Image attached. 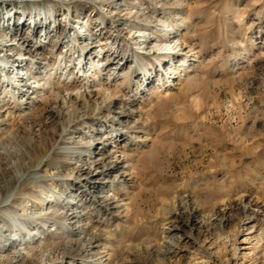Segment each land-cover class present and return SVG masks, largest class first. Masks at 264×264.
<instances>
[{"label": "rangeland", "instance_id": "374dc122", "mask_svg": "<svg viewBox=\"0 0 264 264\" xmlns=\"http://www.w3.org/2000/svg\"><path fill=\"white\" fill-rule=\"evenodd\" d=\"M22 1L0 0V264H264V0H76L65 26L69 4L42 26ZM96 138L127 168L120 214L69 196ZM194 208L173 256L165 230Z\"/></svg>", "mask_w": 264, "mask_h": 264}, {"label": "bare ground", "instance_id": "6f19581e", "mask_svg": "<svg viewBox=\"0 0 264 264\" xmlns=\"http://www.w3.org/2000/svg\"><path fill=\"white\" fill-rule=\"evenodd\" d=\"M51 1H52L51 4L43 6L45 9L49 6H51V7L53 6V9H50L49 12L54 11L58 7H67L70 2H75L76 0H51ZM40 2H41V0H26L23 2L25 4H23L22 7L23 8L28 7V8L33 9V8H36L37 6H39ZM57 2H60L63 4L67 3V6H61V4H58ZM111 2L113 3V5H116V3H117L116 0H112ZM69 5L70 6L67 8H69V9L72 8L73 4L71 3ZM54 6H55V8H54ZM74 10L76 11V8ZM105 14H107V13H105ZM66 16H68V15H65V17ZM46 17L47 16H45V18ZM67 21H68V19H67ZM64 22H66L65 18H64ZM105 23H106L105 18L101 17L100 22L97 25L99 28L98 30H102ZM69 24H70V22H69ZM44 26H45V24H44ZM147 40H148L147 39V32H143V31L141 32L140 31L138 33V39H137L136 43L139 45H142L144 43L146 44ZM8 41H9V39L7 38V36L0 33V49L2 48V50H7V51L12 50L11 44L15 43V41H13L11 43H9ZM23 43H24L23 40H20V43H18V45L22 46ZM106 43H109V42L103 41V42H100L99 45L103 46V44H106ZM8 44H10V45H8ZM122 59H123V61L121 62V65L122 64L124 65V63L127 62V57L123 56ZM10 63L11 62L9 59L1 57V54H0V70L1 71L8 70L9 67L12 66ZM120 67H122V66H120ZM114 68H117V67H114ZM14 71H16V74H18V79L23 77V80L24 79L27 80V77H25V75H23L21 68L14 70ZM154 71H155V69H154ZM154 71H153V73H154ZM113 72H115V71L113 70ZM144 73H145L144 79L142 80L143 82L141 84L142 87H145V86L149 85L151 82L155 81L154 74L153 75L149 74V72L148 73L144 72ZM12 78L13 77H11V79H8V80L10 83L14 84ZM107 116H109V115H107ZM111 121H112L113 125L122 124L123 121H122L121 114L120 115L118 114L116 116L112 115ZM122 132L118 131L116 129H112L110 136L113 139L120 140L119 138L122 137L123 133L124 134L126 133V131H124L123 133ZM98 144H100V146L96 147ZM110 145H111V142L107 141V139L96 138L88 144L87 153H85V151H82V152L80 151L78 153L79 159L84 163V165L78 166L76 168V171L73 175V178L76 182L81 181L82 184L79 187L74 185L73 187H70L68 189L71 191V193L70 194L68 193V194H69L70 198L73 199L75 197V194L77 192H80V190L82 189L81 186H83L84 189H82V190H87L88 192H90L91 204L95 205V207L98 208V210L100 212H103L106 215L120 214V212H121L120 210L123 208L124 204L120 203L119 199L116 198V193L122 188H123V190H126L128 188L127 179H126V177H124L126 174L127 168H125L123 160L121 159V157L117 156V154L114 157L107 156L108 155L107 150L110 147ZM91 153H92V156H91ZM85 164H88L89 166L86 167ZM36 175L39 178H41L43 181H46L48 179L47 174H40L37 172ZM35 178H37V177H35ZM53 178L55 179V177H53ZM55 197H56V195H55ZM60 197H61V195H60ZM72 202L73 201L69 200L68 203L66 204V205H68L67 207H71ZM196 212H197V209L194 208L188 214H185L183 212L179 213V215L175 218V220L172 221L168 225L167 229L165 230L166 236L168 238V240L166 241V245H167L166 247H167L168 251L173 256H178L181 254L182 250L184 249L183 244L191 243L193 241L195 242V240H193V239H195L193 237L195 235L193 232L194 229L192 226V223H193L192 221L194 220ZM47 214L48 213H46L44 216L42 215V217H41L42 220L45 221L48 219V218H46ZM71 219L76 220L75 217H72ZM190 225L192 227H190ZM186 226H188V230L185 229ZM0 233L2 235H5L4 232L1 230H0Z\"/></svg>", "mask_w": 264, "mask_h": 264}, {"label": "built area", "instance_id": "2783aa9c", "mask_svg": "<svg viewBox=\"0 0 264 264\" xmlns=\"http://www.w3.org/2000/svg\"><path fill=\"white\" fill-rule=\"evenodd\" d=\"M25 0H23L22 2H24ZM30 2V1H29ZM21 4V3H20ZM30 4V3H29ZM27 7V6H26ZM73 7V6H72ZM0 8H2V6L0 5ZM22 11L24 10V12L25 13H27V12H30L32 15H39V16H41L40 18H39V16L36 18V19H38V20H40L41 21V23H42V26L44 25V24H46V25H48V26H53V23L51 24L50 23V21L52 20V15L50 14V13H53L55 10H57L58 8H65V7H58V8H56L54 11H52V12H49V10L50 9H52L51 7H47L46 9L43 7V6H37L36 8H23V7H19ZM3 12H4V14H3V16H2V19H4V22H5V24L6 25H13V21H14V18L16 17V16H14V13L11 11L10 12V10H7V8H6V6L4 5L3 6ZM2 9H0V12H1V10ZM40 10V11H39ZM75 11V10H74ZM65 15H68V21L71 23V20H73V17H74V15H76L75 13H73V8H68V13L67 14H65ZM65 15H64V18H65ZM45 16H47L46 18H45ZM32 18H34V17H32ZM53 21V20H52ZM63 22H64V19H63ZM69 22H64V24H63V26H65L66 24H69ZM41 25V24H40ZM70 25V24H69Z\"/></svg>", "mask_w": 264, "mask_h": 264}]
</instances>
